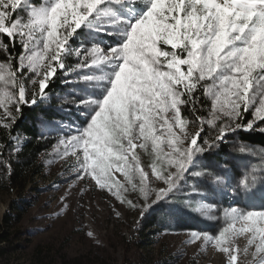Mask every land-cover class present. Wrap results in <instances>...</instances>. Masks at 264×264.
Wrapping results in <instances>:
<instances>
[{"label":"snow or ice","instance_id":"6c2138e0","mask_svg":"<svg viewBox=\"0 0 264 264\" xmlns=\"http://www.w3.org/2000/svg\"><path fill=\"white\" fill-rule=\"evenodd\" d=\"M105 19L114 25L103 30L114 34L112 44L74 39L82 26L99 30ZM0 34L21 49L18 64L11 58L0 63L5 116L46 98L58 71L74 75L82 83L74 85L71 104L83 119L59 141V155L72 161V179L90 177L130 206L128 185L146 200L154 195L155 202L182 191L190 179L194 192L201 181L230 188L225 175L214 174L200 157L232 133L264 123V0H48L42 7L33 0H0ZM70 57L76 58L72 64ZM198 93L210 101L208 124L215 131L200 143L203 128L189 132L183 115L190 105L195 120L202 119ZM246 113L251 119L245 123ZM137 149L155 156L151 175L163 186L150 187ZM117 172L126 184L113 179ZM222 214L227 227L217 236L193 231L191 238L214 243L227 264H236L233 240L247 234L254 264H264V210L229 206Z\"/></svg>","mask_w":264,"mask_h":264},{"label":"rangeland","instance_id":"374dc122","mask_svg":"<svg viewBox=\"0 0 264 264\" xmlns=\"http://www.w3.org/2000/svg\"><path fill=\"white\" fill-rule=\"evenodd\" d=\"M47 2L40 0V3H33L42 7ZM117 14L127 15L122 9H118ZM112 27V22L106 19L100 22L99 30L82 26L74 39L85 44L108 46L115 37L103 30ZM2 55L6 56L5 52ZM75 59L70 57L68 63H74ZM6 60L0 59V63ZM58 73L61 71L55 75ZM80 83L82 81L74 75L62 73L58 92L49 95L45 89L46 98L39 97L37 103L26 104L30 108H45L48 117L56 118L42 120V117H37L42 139L46 140L45 150L34 166L36 173L29 176L24 188L12 187L7 182L5 159H8V154L5 159L0 154V264H227V256L214 243L193 240L191 233L217 236L227 227L222 214L225 207L264 210V201L256 206L247 197H235L233 184L237 176L234 166L239 165H232L228 158H225L228 164L224 165L216 159L220 157L216 148H211L200 157V161L212 167L214 174L225 175L223 179L231 185L230 188L201 181L200 188L194 192V181L190 179L182 191L155 202L154 195L146 200L138 190L133 191L128 185L129 191L124 193V197L131 200L134 206L117 199L108 189H100L90 177L72 179L74 174L69 169L72 161L59 155L63 151L59 141L67 139L66 133L83 119L71 104L73 92L77 91L74 85ZM77 88L81 92L87 91L83 86ZM0 91L3 89L0 88ZM209 111L210 101L205 110L207 120L211 118ZM18 113L9 119L4 109L0 108V124L16 121ZM195 123L190 119L189 132L200 131L201 125ZM262 126L264 123L259 122V127ZM23 139L21 135L11 137L13 145L10 151L15 152ZM137 151L141 167L150 174V187L163 186L151 175L155 156L141 149ZM218 163L222 169L217 166ZM241 166L245 168V164ZM212 168L204 170L213 171ZM113 179L126 184L121 173H113ZM175 198L182 201L181 214L177 215L176 225L171 229L167 223L162 225L156 218L175 211ZM207 205H213L215 210L206 214L202 208ZM10 208L14 211H9ZM7 213L11 215L9 222L5 223ZM198 219L206 222L199 223ZM152 221L154 225L149 226ZM235 227L239 228L241 224L237 223ZM246 235L233 240L237 250L236 264H254V247L248 245ZM246 248L247 252L244 251Z\"/></svg>","mask_w":264,"mask_h":264},{"label":"trees","instance_id":"16d2710c","mask_svg":"<svg viewBox=\"0 0 264 264\" xmlns=\"http://www.w3.org/2000/svg\"><path fill=\"white\" fill-rule=\"evenodd\" d=\"M33 2L40 3V0H33ZM0 43L7 44L6 49H0V59L6 60L7 56V58L12 59L14 64H17L21 52L19 45L16 44L14 46L5 34L0 35ZM4 52L6 56L2 57ZM61 75L62 72L51 79L50 84L46 88L47 94H55L60 90ZM198 95L200 99L197 103V115L202 117V119L195 120L190 105L183 107V115L187 118L188 122L192 119L194 123L196 122L195 124H199L203 128L201 136L198 137V142L200 143L202 139L214 137L215 131L213 130V125L208 124V120L205 119V110L209 106V100L202 93H198ZM18 115L19 117L16 121L11 122L8 128L0 124V154L3 158L8 154V159L4 158L6 161L5 172L7 182L12 187L24 188L30 179L29 176L36 173L34 172V166H36L41 154L45 150L46 140L42 139L37 117H42V120L46 118L52 120L56 117H48L45 108H30L26 105L20 106ZM204 119L206 122L203 121ZM249 119H251V116L246 113L244 115V122L246 123ZM257 125L254 130H238L232 133L228 139L219 143L218 147H216V154L217 156L219 154L220 157L216 159L226 162L225 158H228L232 165H239L237 167L234 166V174L237 176L233 184L235 197L238 199L247 197L254 205L259 206L264 201V183H262L264 181V132L261 131V128H264V126L259 127V122H257ZM15 135H21L24 139L16 148V151L12 152L10 148L13 143L10 138ZM241 148L244 149L243 152L240 151ZM243 164H245V168H242L241 165ZM244 181L249 182L248 187L244 186L242 183ZM174 203H176V208L172 214H161L156 218L159 219L160 224L167 223L171 229H174L176 225L177 215L181 214L180 207L182 206V201H179V198H175ZM8 210L14 211V208ZM9 215L11 214L7 213L5 215V223L9 222ZM154 221L149 223V226H153ZM198 222L205 223L206 221L198 219Z\"/></svg>","mask_w":264,"mask_h":264}]
</instances>
